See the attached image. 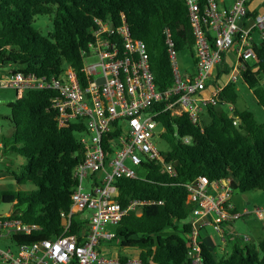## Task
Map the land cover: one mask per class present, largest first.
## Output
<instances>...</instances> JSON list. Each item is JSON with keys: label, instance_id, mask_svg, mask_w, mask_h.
I'll use <instances>...</instances> for the list:
<instances>
[{"label": "trees", "instance_id": "16d2710c", "mask_svg": "<svg viewBox=\"0 0 264 264\" xmlns=\"http://www.w3.org/2000/svg\"><path fill=\"white\" fill-rule=\"evenodd\" d=\"M53 16V31L43 36L33 25L39 16ZM125 18L134 39L145 43L151 71L158 91L174 85L165 30L177 52H193V34L184 0H0V64L24 73L53 76L71 67L80 84L84 78V52L94 41L96 19L118 27ZM256 71L249 65L242 81L264 108V41L255 47ZM228 73H216L215 81ZM54 90H29L8 102L13 132L3 138L4 152L26 159L20 174L11 172L20 186L32 184L29 191H2L0 200L14 204L11 217L35 226L30 234H15L13 243L30 245L65 232V217L78 182L74 169L84 161V150L76 137L83 124L58 128L52 108ZM236 84L229 83L219 96V106L209 107L201 124L188 115L172 117L161 113L156 120L165 128L164 139L170 150L161 152L167 173L156 161L146 160L139 179L116 181L118 200L126 207L130 201L147 202L140 215L128 213L115 227V249H137L143 264H191L188 258L189 217L195 205L188 202L187 185L199 177L210 182L231 178V193L264 190V123L253 112L238 110ZM231 105L232 113L223 105ZM163 108V104L155 107ZM207 116L209 122L203 120ZM189 139V143H186ZM82 213L71 219L68 234L86 229ZM229 254L217 257L204 245V264H264V239L257 245L235 238ZM83 242V239H79ZM122 263L126 255H119Z\"/></svg>", "mask_w": 264, "mask_h": 264}, {"label": "built area", "instance_id": "2783aa9c", "mask_svg": "<svg viewBox=\"0 0 264 264\" xmlns=\"http://www.w3.org/2000/svg\"><path fill=\"white\" fill-rule=\"evenodd\" d=\"M184 1L196 68L185 76L181 74L178 52L166 29L174 85L164 92L156 88L145 43L133 38L124 17L118 27L96 19L94 41L84 52L85 86L71 67L58 75L37 76L0 64V87L15 89L18 99L29 90H54L52 108L57 113L58 128L75 123L85 126L83 132H78L82 135L78 140L84 161L74 169L78 184L71 196L70 211L63 214L65 232L30 245H17L13 235L30 234L37 227L11 214L0 216V241L11 239L16 247H0V264H143L139 254L128 256L122 263L111 245L117 238L115 227L130 212L140 215V207L147 203L132 200L124 207L118 200L116 181L139 179L135 167L140 169L146 160L158 162L174 175L155 144L166 133L156 118L164 112L172 117L186 114L193 124H201L207 108L219 106L220 93L227 84H236L249 65L256 71L258 44L254 34H259L261 43L264 41V0H234L230 6L224 0ZM91 56L98 61L90 63L87 59ZM215 73L228 74L223 75L226 79L219 85ZM160 104L163 108L156 109ZM223 106L232 113L231 105ZM85 180L91 181L88 192L84 191ZM231 183V178L210 182L201 176L187 185L188 202L195 205L189 221L191 264H204L202 231L206 226L224 235L223 224L251 214L264 222V207L236 211L231 201ZM79 213H88L84 216L88 221L86 229L70 235L71 219ZM239 237L251 242L248 235ZM80 238L83 242H79Z\"/></svg>", "mask_w": 264, "mask_h": 264}, {"label": "rangeland", "instance_id": "374dc122", "mask_svg": "<svg viewBox=\"0 0 264 264\" xmlns=\"http://www.w3.org/2000/svg\"><path fill=\"white\" fill-rule=\"evenodd\" d=\"M227 6L232 5L234 0H224ZM33 27L38 30L43 36L49 37L50 33L53 31V16H39L35 18V22ZM256 43L259 45L261 43L259 34H254ZM233 51V50H232ZM194 52H191L189 49H185L177 54V61L181 71V74L185 76L188 73H192L195 71L196 62L194 58ZM232 54V52H231ZM90 63H96L98 58L96 56H91L87 59ZM252 64V63H251ZM236 88L238 90V100L235 107L242 111V110H249L254 113L257 121L259 123H264V108L260 106L252 93V90L242 81L236 83ZM17 99L16 90L4 86L0 87V142H3L4 137H10L13 132V127L10 122V108L8 107V102L14 101ZM224 111H228L227 106H222ZM205 117V116H204ZM203 120L209 122L208 117L206 116ZM82 135L76 134L77 139H79ZM156 147L160 152H167L170 150V145L166 139H157ZM26 164V159L14 153H5L4 150H0V193L2 191H29L35 189V187L28 183L27 185L20 186L16 182L15 178L11 175V172H16L20 174V168L22 165ZM135 169L139 173V169L135 167ZM84 191L88 192L91 189V181L85 180L83 183ZM231 201L235 206L241 210L242 208H247L249 210H254L258 207H264V190H255L247 193L246 195L241 194L239 191H233L231 193ZM14 204L3 203L0 200V216H5L11 214L14 210ZM84 216H88V213H84ZM251 220H253V224L257 223L258 228L264 229L261 222L257 220L254 214H251ZM190 219V217H189ZM249 220L236 219V225H241L244 227L245 223ZM256 225V224H255ZM240 227V226H239ZM245 228V227H244ZM110 229V228H109ZM237 231L240 234L252 235L249 230L241 229ZM204 233V231H202ZM208 233L212 235L217 242V245L220 246L221 238L219 234L214 231L213 228H208ZM253 241L252 243L258 244L260 242V237L252 235ZM235 241L227 240V247L224 249L226 253L221 252L218 250L217 256H224L229 254L234 245ZM5 246H10L14 250L16 247L12 244L11 239H5L0 241V247L5 248ZM217 246V247H218ZM210 248V247H209ZM116 253L118 255H126V256H136L139 254V250L137 249H116ZM115 253V254H116Z\"/></svg>", "mask_w": 264, "mask_h": 264}, {"label": "crops", "instance_id": "0c3cea01", "mask_svg": "<svg viewBox=\"0 0 264 264\" xmlns=\"http://www.w3.org/2000/svg\"><path fill=\"white\" fill-rule=\"evenodd\" d=\"M235 208H236V211L239 213L243 212L246 209V208H242L241 210H239V208L237 206H235ZM243 219L249 220L245 223V225H244L245 228L242 227L241 225L237 226L235 223V220H233L229 223L223 224V229H224L225 234L224 235L219 234V236L221 238V243H220L221 245L220 246L217 245V242L215 241L214 237L208 233V228H210V227L213 228V227L210 225L206 226L205 229L203 230L204 233L202 232L203 245L209 251H211L212 254H214L215 256L218 255V252H217L218 250H220L223 253H226L224 251V249L227 247V240L234 241L237 236L246 235V234H240V232L237 231V228H238V230H240L239 228H241V229L247 228V230H249L252 235L260 237V239L263 240L264 239V229L258 228L256 222H255L256 225L253 224V220H251V217H244ZM257 220L260 221L258 218H257ZM260 222L264 228V222L263 221H260ZM240 231H242V230H240ZM252 235H248L251 238V242L253 241ZM217 257H220V256H217Z\"/></svg>", "mask_w": 264, "mask_h": 264}, {"label": "water", "instance_id": "95a60500", "mask_svg": "<svg viewBox=\"0 0 264 264\" xmlns=\"http://www.w3.org/2000/svg\"><path fill=\"white\" fill-rule=\"evenodd\" d=\"M102 81H103L102 79L99 80L100 83H101Z\"/></svg>", "mask_w": 264, "mask_h": 264}]
</instances>
